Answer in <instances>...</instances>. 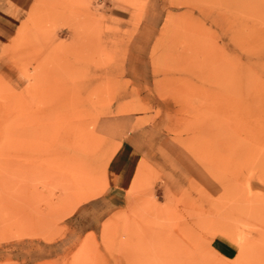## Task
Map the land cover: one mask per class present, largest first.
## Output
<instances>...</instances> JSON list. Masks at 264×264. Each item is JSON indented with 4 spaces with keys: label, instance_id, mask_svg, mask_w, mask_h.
Wrapping results in <instances>:
<instances>
[{
    "label": "rangeland",
    "instance_id": "obj_1",
    "mask_svg": "<svg viewBox=\"0 0 264 264\" xmlns=\"http://www.w3.org/2000/svg\"><path fill=\"white\" fill-rule=\"evenodd\" d=\"M0 8L18 23L0 47V264H264V0ZM121 114L155 125L177 173H140L86 222L115 151L96 124Z\"/></svg>",
    "mask_w": 264,
    "mask_h": 264
},
{
    "label": "crops",
    "instance_id": "obj_2",
    "mask_svg": "<svg viewBox=\"0 0 264 264\" xmlns=\"http://www.w3.org/2000/svg\"><path fill=\"white\" fill-rule=\"evenodd\" d=\"M16 17L11 10L0 8V47L11 41L16 34ZM140 117L143 116L121 114L98 120L96 129L114 146L115 151L107 165L106 189L99 197L80 208L77 214L82 220H100L102 215L123 207L128 200L129 191L141 176L140 173L144 175L149 169L160 168L161 171H168V176H176V164L166 168L169 155L174 154L175 149L170 142L165 141L166 138L155 125L141 123ZM184 180L186 176L180 175L175 186L178 188ZM99 208H103L105 214L97 216L101 211ZM96 223L98 222H95L93 227Z\"/></svg>",
    "mask_w": 264,
    "mask_h": 264
},
{
    "label": "bare ground",
    "instance_id": "obj_3",
    "mask_svg": "<svg viewBox=\"0 0 264 264\" xmlns=\"http://www.w3.org/2000/svg\"><path fill=\"white\" fill-rule=\"evenodd\" d=\"M107 96V95H106ZM88 147V146H87ZM73 164H74V160H73ZM75 166V165H74ZM78 166V165H77ZM82 166V165H81ZM71 172V171H70ZM85 172V171H84ZM72 174H74V173H72ZM134 190V189H133ZM102 193V192H101ZM100 195V194H99Z\"/></svg>",
    "mask_w": 264,
    "mask_h": 264
}]
</instances>
